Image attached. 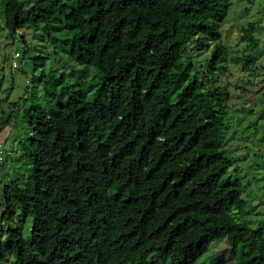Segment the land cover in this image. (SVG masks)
<instances>
[{"label":"trees","instance_id":"obj_1","mask_svg":"<svg viewBox=\"0 0 264 264\" xmlns=\"http://www.w3.org/2000/svg\"><path fill=\"white\" fill-rule=\"evenodd\" d=\"M228 11L222 0H0L9 36L29 29L95 83L24 110L29 173L2 188L0 220L17 223L0 224V264H196L192 224L223 230L233 264H264V228L245 219L224 143ZM256 29H241L248 54L232 63L242 72L263 53ZM48 59L31 57L35 69Z\"/></svg>","mask_w":264,"mask_h":264},{"label":"rangeland","instance_id":"obj_2","mask_svg":"<svg viewBox=\"0 0 264 264\" xmlns=\"http://www.w3.org/2000/svg\"><path fill=\"white\" fill-rule=\"evenodd\" d=\"M222 1L229 7L219 29L226 51V68L217 74L218 84L228 92L229 97L226 117L230 129L224 136V143L234 159L232 173L244 184L242 197L250 205L245 219L252 223V227L260 225L264 228V0ZM191 16L199 17L196 13ZM248 23L257 27L254 36L263 53L258 56L252 71L242 72L239 66L232 63V58L248 54L245 43L240 40L241 29ZM20 37L31 49L27 54ZM15 53L23 57L14 59ZM39 54H47L49 59L42 69H35L31 57ZM192 55L197 62H201L208 57L209 51L194 52ZM13 61L17 63V68H12ZM42 72L46 75L44 83L47 81V84L39 80ZM94 89L90 73L85 76L82 67L75 66L66 54L54 53L48 40L40 39L27 28L18 30L13 37L9 36L3 28L0 14V216L3 211V185L11 180L22 184L29 173L26 154L21 146L29 135L28 124L23 118L24 110L30 105L47 109L52 100L59 103L61 98L78 91L88 96ZM45 90L55 91V97H46ZM16 223L17 218L10 223L0 220L4 229ZM30 228L31 220L28 219L22 226L24 237H28ZM185 238L188 243L199 245L196 264H213L211 258L214 256L218 257L219 264L234 263L223 230L213 229L207 224H192ZM161 264H169V260L161 261Z\"/></svg>","mask_w":264,"mask_h":264},{"label":"built area","instance_id":"obj_3","mask_svg":"<svg viewBox=\"0 0 264 264\" xmlns=\"http://www.w3.org/2000/svg\"><path fill=\"white\" fill-rule=\"evenodd\" d=\"M19 58H20V54L15 53L14 59H19ZM12 68H17V63L15 61L12 62Z\"/></svg>","mask_w":264,"mask_h":264}]
</instances>
